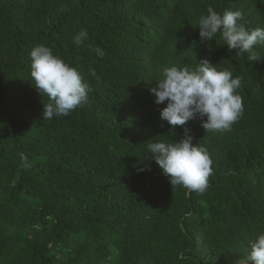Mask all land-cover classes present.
Wrapping results in <instances>:
<instances>
[{"label": "trees", "instance_id": "16d2710c", "mask_svg": "<svg viewBox=\"0 0 264 264\" xmlns=\"http://www.w3.org/2000/svg\"><path fill=\"white\" fill-rule=\"evenodd\" d=\"M209 6L264 29V0H0V264H251L249 241L264 233V44L250 61L219 34L202 42ZM38 44L89 84L67 117L44 119ZM205 58L240 78L242 116L227 131L170 126L150 89L164 68ZM185 128L213 162L203 193L173 188L149 160L147 143Z\"/></svg>", "mask_w": 264, "mask_h": 264}, {"label": "clouds", "instance_id": "9594fccd", "mask_svg": "<svg viewBox=\"0 0 264 264\" xmlns=\"http://www.w3.org/2000/svg\"><path fill=\"white\" fill-rule=\"evenodd\" d=\"M242 21L243 13L239 10H226L221 15L209 6L207 14L198 19L201 41H213L219 34L229 52L238 50V55L248 53V59L254 61L253 49L257 44H264V29H246ZM87 38V30H81L73 43L82 45ZM93 51L100 58L105 54L101 48ZM30 56L34 88L48 98L43 105L46 121L67 117L78 107L88 104L90 87L76 68L54 55L52 49L44 44L36 45ZM91 75L95 77V71ZM240 86L239 77L233 78L228 70H218L205 58L194 68H164L162 78L150 93L155 97V104L167 102V106L160 110V119L170 126H185L199 118L206 132L227 131L244 111L242 97L237 91ZM188 131L185 128V138L178 142L147 143V150L152 154L149 160L155 161L162 169L173 188L183 186L189 191L203 193L213 173V162L206 148L193 143ZM20 158L24 168L30 167L26 155L20 153ZM249 246L247 260L251 264H264V233L249 241Z\"/></svg>", "mask_w": 264, "mask_h": 264}]
</instances>
